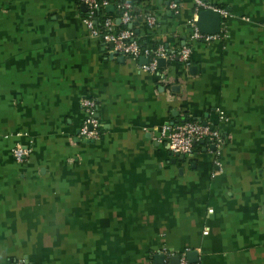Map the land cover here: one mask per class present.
Instances as JSON below:
<instances>
[{"label": "crops", "instance_id": "1", "mask_svg": "<svg viewBox=\"0 0 264 264\" xmlns=\"http://www.w3.org/2000/svg\"><path fill=\"white\" fill-rule=\"evenodd\" d=\"M204 1L210 42L189 40L193 0L141 1L143 45H190L188 65L149 73L89 36L80 0H0V264H264V0ZM82 96L93 142L76 137ZM183 119L217 125L219 152L155 140Z\"/></svg>", "mask_w": 264, "mask_h": 264}, {"label": "built area", "instance_id": "2", "mask_svg": "<svg viewBox=\"0 0 264 264\" xmlns=\"http://www.w3.org/2000/svg\"><path fill=\"white\" fill-rule=\"evenodd\" d=\"M85 7V12L80 21L86 28L89 36L99 39L103 44L108 45V51L113 55L127 56L133 59L144 58L145 62L138 67L142 72L154 73L159 69L158 60H177L185 66L189 64L190 45L188 43L179 46L176 53L169 52L164 44L156 43L153 46L141 45L130 25L135 17L131 14V5L122 2L116 5L119 12L116 18H112L104 13L108 6L115 7L112 1L108 0H80ZM194 16L201 10L212 9L204 0H193ZM169 9L174 14L177 13L176 4L170 3ZM215 10V9H212ZM221 12V11H220ZM99 14V15H98ZM141 17L147 27L155 25V17L151 13L138 15ZM195 18V17H194ZM196 19V18H195ZM195 19L190 22L191 33L189 40H200L210 42L219 39L224 35L223 32L214 34L200 33L195 24ZM99 24V27L97 26ZM122 26L118 28V26ZM79 107L83 114L81 122L77 129L76 137L82 142H93L100 138L101 128L96 115V102L89 96L79 98ZM218 113V112H217ZM218 120L222 119L218 114ZM155 140L163 143L166 149L172 154H188L198 144L205 147H211L214 154L219 152L223 143V136L214 123L210 121L186 119L172 124H162L157 128ZM29 154V147L20 143H15L10 148V155L15 162H22ZM9 264H25L21 259H15ZM177 264H188L183 257H179Z\"/></svg>", "mask_w": 264, "mask_h": 264}, {"label": "water", "instance_id": "3", "mask_svg": "<svg viewBox=\"0 0 264 264\" xmlns=\"http://www.w3.org/2000/svg\"><path fill=\"white\" fill-rule=\"evenodd\" d=\"M106 13H110L112 11V7L108 6L104 9ZM195 24L197 26V29L200 33H207V34H214L218 33L219 30V24H220V18L219 13L217 11H214L212 9H205L201 10L197 13ZM111 56H113L111 54ZM117 58H123L122 56H117ZM140 61H145L142 58H139ZM163 59L158 60V64L163 63ZM211 148V147H210ZM180 157H182V154H178ZM193 251L190 250L186 253L188 262L191 263V258L193 256ZM191 256V257H190ZM158 258H161V256H158ZM178 257L174 256L170 260V264H177Z\"/></svg>", "mask_w": 264, "mask_h": 264}, {"label": "trees", "instance_id": "4", "mask_svg": "<svg viewBox=\"0 0 264 264\" xmlns=\"http://www.w3.org/2000/svg\"><path fill=\"white\" fill-rule=\"evenodd\" d=\"M108 1H112L113 2V5H115V7L113 6V9L115 8V10H112V14H114V16L117 18L118 17V15H119V12L116 10V5L117 4H120V3H122V2H127V3H129L130 5H131V14L135 17V19H134V22L130 25L131 27H130V29H131V31H132V33H134V35L136 36V34H135V32H134V25L136 24V22L139 20V11H140V7H139V5H140V3H141V1L142 0H108ZM104 13H106L105 11H104ZM99 15V14H98ZM97 26L99 27V24H97ZM118 26V28H121L122 26H119V25H117ZM138 40V39H137ZM138 42L141 44V45H143L139 40H138ZM185 119H183V120H181V121H184ZM180 121V122H181ZM196 146H198V144L196 145Z\"/></svg>", "mask_w": 264, "mask_h": 264}]
</instances>
